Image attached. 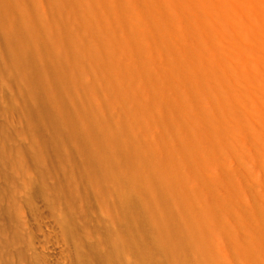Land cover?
Masks as SVG:
<instances>
[{
    "label": "rangeland",
    "instance_id": "rangeland-1",
    "mask_svg": "<svg viewBox=\"0 0 264 264\" xmlns=\"http://www.w3.org/2000/svg\"><path fill=\"white\" fill-rule=\"evenodd\" d=\"M135 1L146 42L132 0H0V264H264L260 188Z\"/></svg>",
    "mask_w": 264,
    "mask_h": 264
},
{
    "label": "bare ground",
    "instance_id": "bare-ground-1",
    "mask_svg": "<svg viewBox=\"0 0 264 264\" xmlns=\"http://www.w3.org/2000/svg\"><path fill=\"white\" fill-rule=\"evenodd\" d=\"M148 3L159 24L160 33L154 37L180 51L190 64L187 71L190 79L204 91L207 89L206 104L212 107L194 106L190 110H205V117L216 118L212 125L220 142L237 157L234 166L245 167L251 183L248 184L254 190L260 188L255 196L264 202V0H148ZM132 5V19L140 23L134 36L146 42L152 37L144 30L146 18L138 11L139 1L132 0ZM127 50L142 56L145 52L142 45ZM150 51L152 59L157 51ZM246 93L252 96L250 101L244 98ZM202 161L221 163L213 153ZM253 228L264 231V219ZM260 244L264 248V239ZM238 255L247 257L245 251Z\"/></svg>",
    "mask_w": 264,
    "mask_h": 264
}]
</instances>
